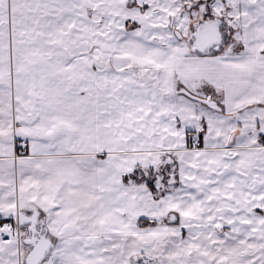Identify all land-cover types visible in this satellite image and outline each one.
Wrapping results in <instances>:
<instances>
[{
	"label": "snow or ice",
	"instance_id": "obj_1",
	"mask_svg": "<svg viewBox=\"0 0 264 264\" xmlns=\"http://www.w3.org/2000/svg\"><path fill=\"white\" fill-rule=\"evenodd\" d=\"M0 264H264V0H0Z\"/></svg>",
	"mask_w": 264,
	"mask_h": 264
}]
</instances>
